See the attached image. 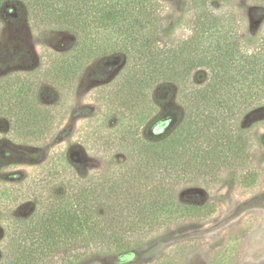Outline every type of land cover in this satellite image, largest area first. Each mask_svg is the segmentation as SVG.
<instances>
[{"label":"trees","instance_id":"trees-1","mask_svg":"<svg viewBox=\"0 0 264 264\" xmlns=\"http://www.w3.org/2000/svg\"><path fill=\"white\" fill-rule=\"evenodd\" d=\"M230 1L189 0L190 33L176 40L158 0H0V20L21 5L36 26L74 34L76 47L41 73L58 91L74 89L92 60L124 58L117 78L95 93L104 114L122 118L102 152L124 160L89 175L63 167L54 196L11 224L0 264H79L131 252L178 221L208 216L207 204L178 201L179 186L218 183L225 170L239 172L243 188L257 181L258 140L246 121L264 114V0H252L261 20L251 37L239 15L209 7ZM41 74L0 80V120L12 137L42 143L60 123L41 102ZM20 154L0 148V162Z\"/></svg>","mask_w":264,"mask_h":264},{"label":"rangeland","instance_id":"rangeland-1","mask_svg":"<svg viewBox=\"0 0 264 264\" xmlns=\"http://www.w3.org/2000/svg\"><path fill=\"white\" fill-rule=\"evenodd\" d=\"M158 1L164 28H174L172 39H185L190 33V17L185 13L191 5L189 0ZM253 6L252 0L209 4L215 12L228 10L239 15L248 37L261 20ZM75 47L70 31L36 26L21 5L10 7L0 20V80L41 74L55 55H64ZM123 65V56L96 58L69 92L53 88L41 74V102L61 115L45 142L12 137L9 123L0 120V148L21 153L17 160L0 162V249L16 219L27 217L40 202L54 196L53 188L58 189L61 173L66 171L63 167L72 165V172L89 175L106 172L124 160L117 150L112 158L102 152L104 137L121 125L122 118L116 112L104 114L95 94L117 78ZM255 121H246V125L254 124L251 133L258 140L252 159L258 179L251 187H241L236 178L239 172L231 170H225L224 178L215 184L181 185L178 201L207 204L206 218L178 221L149 236L134 251L89 258L79 264H155L170 260L173 264H264V114Z\"/></svg>","mask_w":264,"mask_h":264}]
</instances>
